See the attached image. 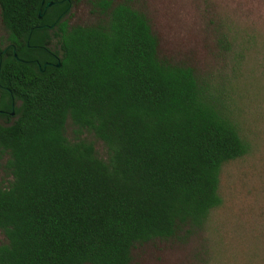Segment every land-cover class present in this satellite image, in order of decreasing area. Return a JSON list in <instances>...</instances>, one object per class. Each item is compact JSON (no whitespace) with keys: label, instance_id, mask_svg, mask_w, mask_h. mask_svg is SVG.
Instances as JSON below:
<instances>
[{"label":"trees","instance_id":"trees-1","mask_svg":"<svg viewBox=\"0 0 264 264\" xmlns=\"http://www.w3.org/2000/svg\"><path fill=\"white\" fill-rule=\"evenodd\" d=\"M72 2L0 0V264H130L138 243L184 240L248 153L227 96L159 57L144 12L88 0L95 22L69 24Z\"/></svg>","mask_w":264,"mask_h":264},{"label":"rangeland","instance_id":"rangeland-1","mask_svg":"<svg viewBox=\"0 0 264 264\" xmlns=\"http://www.w3.org/2000/svg\"><path fill=\"white\" fill-rule=\"evenodd\" d=\"M144 12L158 39L159 57L189 65L227 96L248 153L222 166L219 194L202 227L184 240L136 244L130 264H264V0H130ZM88 0H73L69 24L95 22ZM5 30L0 19V40ZM69 140L92 142L97 157L108 147L93 133ZM11 176L0 168V186ZM0 230V244L5 241ZM88 264V263H87Z\"/></svg>","mask_w":264,"mask_h":264},{"label":"water","instance_id":"water-1","mask_svg":"<svg viewBox=\"0 0 264 264\" xmlns=\"http://www.w3.org/2000/svg\"><path fill=\"white\" fill-rule=\"evenodd\" d=\"M42 2H43V0H42ZM52 3H53L52 1H48V2H46V4H45V8L48 7V6H50ZM41 16H42V13L39 12L38 17L40 18ZM13 51H14V54H15V48H13ZM15 56H16V54H15ZM56 65L59 66L60 63L58 62ZM12 112H13V111H12Z\"/></svg>","mask_w":264,"mask_h":264},{"label":"flooded vegetation","instance_id":"flooded-vegetation-1","mask_svg":"<svg viewBox=\"0 0 264 264\" xmlns=\"http://www.w3.org/2000/svg\"><path fill=\"white\" fill-rule=\"evenodd\" d=\"M10 114H11V115L13 114L12 111L10 112ZM6 119H7V116H6V118L1 117V118H0V121H1V122H4Z\"/></svg>","mask_w":264,"mask_h":264}]
</instances>
